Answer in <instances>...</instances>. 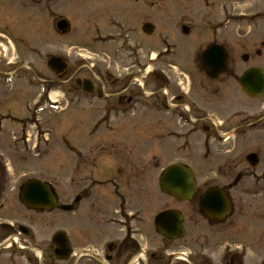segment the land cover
Here are the masks:
<instances>
[{
	"label": "rangeland",
	"instance_id": "obj_1",
	"mask_svg": "<svg viewBox=\"0 0 264 264\" xmlns=\"http://www.w3.org/2000/svg\"><path fill=\"white\" fill-rule=\"evenodd\" d=\"M214 1L142 0L141 5L135 0H0V16L8 17L6 21L18 41L17 52L11 60L18 62V59H24L31 68L27 73L36 77V80L28 81L29 87L16 81L3 88L9 91L5 95L0 88V161L7 169L5 184L8 188L0 203L5 199L10 204L7 209L0 210L1 220L21 214L19 190L28 179L50 183L65 204L70 203L75 195L71 189L75 167H79L77 171L82 173L79 178L94 169L99 179H93L94 184H91L96 205L109 195V189H118L119 178L114 177V167L120 164V170L128 174L130 169L127 166L132 164L131 158L139 153L135 146H129L134 135H120L119 140L131 142L114 153L125 156L123 162L114 164L102 158L101 161L105 162L98 161L96 166L93 164L92 170L86 166L89 159L106 150L104 145L101 144L100 148L96 145L110 136L106 126L113 122V116L129 128H135L134 121L158 127V134L152 137L156 160L148 165L150 169L148 166L143 169L148 177L151 172L154 179L160 178L172 160L168 136L170 115L158 111L151 115L139 112L134 117L116 114L109 117L102 113L100 108L103 104L97 101L92 105L95 110H89L91 102L87 103L80 92L78 99L75 98L46 68L51 58L61 57L72 68L83 67L79 79L89 78L90 71L107 79V73L117 77L135 71L129 66L137 58L144 63L157 56L156 65L148 69V76L152 71H157L162 78L165 76L166 88L162 83L156 85L159 98L163 97V92L171 97L179 89L191 90L193 94L194 90L202 92V88L206 95L219 90L224 97L222 100L226 101L224 107H216L219 122L238 123L241 127L239 133L244 135L239 136L231 158L224 163L236 166L233 176L216 171L217 160L228 146H210L214 156L205 164L200 159L201 147H193L192 155L200 159L199 163L191 164L197 185L194 198L181 204L158 192L159 212L170 208L184 216V235L179 241L170 242L168 251L183 254V261L176 264H226L229 256L234 258L235 264H264V97L249 99L234 81L211 86L204 73L188 62L190 58L195 59L196 49L190 45L189 39L183 38L180 30L181 25L190 22L198 34L200 27L215 24ZM59 20L68 22L70 28L66 34L57 30ZM145 23L154 28L151 36L142 33ZM248 25L251 23L239 24ZM181 39L184 40L180 42ZM183 42H188L185 47H192L189 60L190 50L181 46ZM181 48L183 50L177 53ZM146 84L148 95L154 90V85L148 80ZM6 116L20 118L17 120L20 124L4 122ZM26 121L27 127L21 130ZM248 124L254 131L252 137L246 134L248 128L245 126ZM144 138L143 131L140 139ZM252 153L259 157L255 168L249 167L245 160ZM144 161L141 166L146 164ZM137 166L140 164L134 167ZM238 173L242 175V180L230 193L232 216L224 223L205 219L199 209V197L209 188L232 185ZM106 176L112 178L111 182L103 180ZM62 217L65 221L62 226L68 229L73 217L70 214H63ZM237 258L239 261H236Z\"/></svg>",
	"mask_w": 264,
	"mask_h": 264
},
{
	"label": "flooded vegetation",
	"instance_id": "obj_2",
	"mask_svg": "<svg viewBox=\"0 0 264 264\" xmlns=\"http://www.w3.org/2000/svg\"><path fill=\"white\" fill-rule=\"evenodd\" d=\"M214 2L217 16L215 24L200 27L198 34L195 33V27L190 22L184 23L186 26L184 24L180 26L183 38L189 39L190 45L196 49L195 59L189 60L192 47L187 48L184 45L188 42H183L181 46L184 45L186 50H190L188 62L192 63V66H197L199 72L204 73L211 86L230 81L237 82L239 86V80L246 72L252 69H261L264 72V0H216ZM135 3L142 5V0H135ZM7 19L8 17L0 16V88L4 95L9 91L3 88H8L16 81L23 82L29 87L28 81L36 80L35 76L27 73L31 71V68L24 59H18V62L11 60L13 54L17 52L18 41L14 38ZM240 23H251V25L244 27L239 26ZM212 47L221 48L222 53L228 56L227 70L216 79L206 75L202 63V55ZM182 50L183 48L177 50V53ZM156 60L157 56L150 57L149 62L141 63L137 58V61L131 62L129 66L135 71L123 73L117 77L107 73V79H102L103 76L95 75L93 71H90L89 78L79 79V72H82L80 69L83 67L72 68L64 60L67 68L55 77L75 98L78 99L80 92L87 103L91 102L89 110H95L92 106L94 102L102 103L100 109L109 117L113 114L134 117V114L139 112L151 115L158 111H162L163 115H170V132H168L169 154L172 159L170 164H182L193 171L191 164L199 163L200 159L203 164L212 160L214 154L210 146H228L221 154L218 153L220 160H217L216 171L219 174L233 176L236 166H227L224 163L227 158H231L239 136L244 135H240L241 127L239 128L238 123L219 122L216 107H221L226 102L222 100L224 97L220 94L221 92L214 90L206 95L200 88L202 92L194 90L191 94V90L179 89L171 97L169 93L163 92V97L159 98L156 85L162 83L163 88H166V78L159 76L157 71H152L148 76L150 73L148 69L156 65ZM147 80L154 85V90L148 95L145 91ZM9 81L10 84H8ZM89 88L92 91H87ZM242 94L254 100L243 91ZM18 119L6 116L4 122L11 121V124H18L20 122L17 121ZM111 120L113 122L106 126L109 128L110 136L106 138V141H99L96 145L100 148L102 144L106 150L103 149L96 158L89 159L86 166L91 167L89 170H92L93 164L96 166L95 163L102 158L114 164L123 162L125 156L114 153H117V149L121 146H128L133 141L129 146H135L140 154L131 158L132 164L127 166L130 169L128 174L120 170V164L115 165L114 177L117 176L120 183H118V189H109V195L96 205L91 184H94L93 179H99L93 172L94 169L92 173L79 178L82 173L77 171L79 167H75L71 188L75 195L70 203H62L55 192V205L51 211L43 212L27 209L18 198L22 208L21 214L4 220L0 219V264H176L178 261H183L177 258L175 253L168 251L170 241L158 234L156 218L161 212L168 211L170 208L158 211V178L154 179L151 172L148 177L147 171L143 169L156 160L152 137L158 134V127L153 128V126L137 124V121H134L135 128H129L128 125L123 126L124 124H121L116 116H113ZM27 121L24 128L27 127ZM245 127L248 128L246 134L252 137L253 128L250 124ZM143 131L145 138L140 139ZM120 135L125 137L134 135V139L126 143L119 140ZM193 147H201L200 159L192 155ZM143 161L146 164L141 166ZM136 164L140 166L134 167ZM6 178L7 169L0 161V200L1 196L3 198L8 192ZM239 178L242 180V175L238 173L235 182ZM111 179L109 176L103 178L109 182ZM237 186L238 184L233 183L218 185L215 188H218L231 201V190ZM9 206L10 204L4 199L0 203V210L7 209ZM66 208L71 209L67 211ZM63 214H70L73 217L68 229L62 226L65 223ZM57 243L60 245L58 246ZM225 263L235 264V260L229 256Z\"/></svg>",
	"mask_w": 264,
	"mask_h": 264
},
{
	"label": "water",
	"instance_id": "obj_3",
	"mask_svg": "<svg viewBox=\"0 0 264 264\" xmlns=\"http://www.w3.org/2000/svg\"><path fill=\"white\" fill-rule=\"evenodd\" d=\"M57 28L62 33H65L68 29V24L65 21H60L57 24ZM143 32L146 35H151L153 32L152 26L145 25ZM221 50L218 47H212L202 56L206 74L211 78H216L225 71L226 59ZM47 67L54 74H59L66 68L62 64V59H51ZM239 84L251 98L264 96V73L260 69H252L245 73ZM87 91H92V89L89 88ZM246 161L252 168L257 167L259 164V159L256 155L248 156ZM159 185L162 193L171 195L179 201L191 200L195 191L194 176L189 169L182 165L167 167L160 178ZM20 200L27 208L42 211H50L56 203L50 186L35 179L28 180L22 184ZM200 207L204 215L213 220H223L230 212V205L226 197L217 190H210L203 195ZM70 209L66 208L65 210L69 211ZM182 225V216L176 211L160 214L156 220L159 234L171 241L177 240L182 236ZM63 244L66 245V242L63 241ZM57 245L59 246L60 244L57 243Z\"/></svg>",
	"mask_w": 264,
	"mask_h": 264
}]
</instances>
